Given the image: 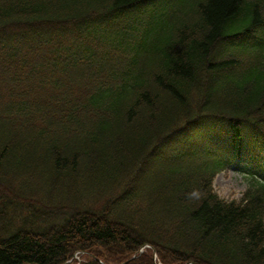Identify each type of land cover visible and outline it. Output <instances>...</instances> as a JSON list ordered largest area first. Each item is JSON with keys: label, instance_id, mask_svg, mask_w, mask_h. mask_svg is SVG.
Here are the masks:
<instances>
[{"label": "trees", "instance_id": "obj_1", "mask_svg": "<svg viewBox=\"0 0 264 264\" xmlns=\"http://www.w3.org/2000/svg\"><path fill=\"white\" fill-rule=\"evenodd\" d=\"M249 134L264 0H0V264H264V171L213 188L210 142Z\"/></svg>", "mask_w": 264, "mask_h": 264}, {"label": "rangeland", "instance_id": "obj_2", "mask_svg": "<svg viewBox=\"0 0 264 264\" xmlns=\"http://www.w3.org/2000/svg\"><path fill=\"white\" fill-rule=\"evenodd\" d=\"M172 144L173 143L169 145ZM214 187L218 195L226 201H239L246 190L245 181H243L240 174L235 169L218 175L214 182ZM41 199L43 201V207L41 209L49 208V206H53L49 204L50 199H47L45 197H42ZM57 208H59L58 205ZM52 209L55 210L56 208H52ZM35 214L37 215V213ZM28 219L41 220L42 218L37 215V216H28ZM86 259L87 258L83 257L82 254L80 255L76 254L68 264H79V263L82 264Z\"/></svg>", "mask_w": 264, "mask_h": 264}]
</instances>
